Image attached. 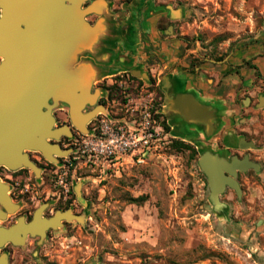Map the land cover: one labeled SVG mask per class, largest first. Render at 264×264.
I'll use <instances>...</instances> for the list:
<instances>
[{
    "label": "rangeland",
    "instance_id": "1",
    "mask_svg": "<svg viewBox=\"0 0 264 264\" xmlns=\"http://www.w3.org/2000/svg\"><path fill=\"white\" fill-rule=\"evenodd\" d=\"M108 4L111 11L104 15L90 10L100 15V31L92 44L76 52V70L88 65L96 71L92 89L100 90L98 96L109 91L118 101L122 90L110 83L128 74L133 81L123 86L138 83L157 94L140 63L148 39L141 40L137 20L147 5L143 32L151 40L167 36L163 51L172 54V73L163 74V65L158 83L169 79L174 94L189 93L208 106L214 129L206 135L203 126L179 120L170 144L146 164L102 179L78 172L72 188L84 205L77 216L80 221L68 220L74 230H56V238L38 242L43 250L33 252V258L42 264L45 259L53 264H264V0ZM115 5L120 9L112 11ZM161 16L171 23L157 33L150 23ZM164 99L159 101L162 107ZM207 151L228 159L248 156L259 166L237 173L241 193L226 187L218 197L219 211L199 166ZM55 169L54 164L47 167L45 177L25 168L0 169L9 191L17 188L16 193H22L15 199V219L24 217L21 208L28 198L37 203L43 180L48 186L55 184ZM12 216L3 224L8 225ZM4 252L8 255L7 249ZM20 252L27 250L21 247Z\"/></svg>",
    "mask_w": 264,
    "mask_h": 264
},
{
    "label": "water",
    "instance_id": "2",
    "mask_svg": "<svg viewBox=\"0 0 264 264\" xmlns=\"http://www.w3.org/2000/svg\"><path fill=\"white\" fill-rule=\"evenodd\" d=\"M9 4V0H0L2 14L0 28L4 22L11 18ZM64 15L62 13L63 18ZM99 31L98 26L88 27L78 22L74 50L79 53L84 47L92 44V39L96 38ZM5 41L1 43L4 46L9 44L7 40ZM58 50L61 51L59 63L56 65L58 74L56 77L53 75L54 58L46 55L45 83L44 86L38 87L32 84L28 85L26 80L27 75L34 71L33 59L12 58L8 55V50L0 49V56L3 58L0 65V166L6 167L8 170L15 171L25 168L37 176L39 168L29 158V151L40 153L54 165L60 164L57 157L69 154V149H61L54 142L61 135L71 137V134L66 131L68 129L66 125L53 127L54 119L51 114L53 108L63 107L66 109L70 122L82 133L87 132V127L84 125L83 130L74 123L73 112L83 111L85 114H90L97 108H102L105 112V108L97 104L98 91L100 90L92 89V83L96 77L95 69L88 65H81L77 67L74 74L70 72L68 66L70 39L68 36L63 37ZM132 75L136 76V72L133 71ZM11 78H14L12 82ZM20 78H23V81L19 84ZM160 88L165 93L161 112L172 128L171 133L174 130V123L178 125L179 120L203 126L206 135L212 133L214 127L208 106L200 103L189 93L174 94L173 85L169 79H162ZM41 107L45 108V112L41 111ZM87 107L94 108L87 110ZM173 113L178 116V121L172 119ZM95 116V114L89 116L87 122ZM199 166L206 175L210 200L216 211L222 208L218 197L226 187L240 195L241 190L236 180L237 173L247 171L249 168L254 170L259 168L258 164L252 162L248 156L242 158L233 156L228 159L208 151L201 154ZM74 188L76 189L77 185ZM17 210L18 204L12 200L9 194V185L0 180V264H8L7 254L2 251L8 243L13 246H22L27 235L34 236L36 232H42L48 225L55 228L53 224L43 223L38 219L40 209L34 212L33 219L28 223L25 222L24 217H18L15 223L5 226L3 223ZM35 220L39 222L36 229L32 226ZM74 220L80 221L78 217Z\"/></svg>",
    "mask_w": 264,
    "mask_h": 264
},
{
    "label": "flooded vegetation",
    "instance_id": "3",
    "mask_svg": "<svg viewBox=\"0 0 264 264\" xmlns=\"http://www.w3.org/2000/svg\"><path fill=\"white\" fill-rule=\"evenodd\" d=\"M17 2L15 10H11V18L4 22L0 28V38L7 40L8 55L12 58L19 57L21 59H33V73L27 75L28 85H36L38 87L44 86L45 83V57L46 55L54 58V70L53 75L56 77L58 74L56 65H58L59 55L61 51L58 47L63 40V37L70 39V62L69 70L73 74L76 72V50H74V39H76V27L78 22L88 27L96 26L100 15L95 12H90V10H96L103 15L108 11H111L108 0H12ZM118 4L121 3H132L134 0H115ZM147 1V0H144ZM157 3H166V0H153ZM120 9L118 5L113 7L112 11ZM147 5H144L140 9V16L137 20V24L140 28V38L142 41L148 39V42L144 41L143 45V57L145 59L141 60V64L145 65L149 77L152 81V89L157 92V96L162 102L164 99V94L161 92L160 84L158 83V73L163 69V65L167 69L164 70L163 74H171L173 69L172 54L164 53L163 44H168V37H162L160 35L154 36L153 40L150 36L145 35L143 32V16ZM64 13V18L62 16ZM0 10V18H1ZM171 20L167 16H161L155 22L150 23V26L155 28L157 33L164 32V28H168ZM151 46V51L146 49V44ZM73 44V46H72ZM166 50H168L166 46ZM3 58L0 56V65L2 64ZM34 65V66H33ZM14 78H11V82ZM23 78L19 79V84ZM109 91H106L105 95H100L97 97V104L102 105L105 109L110 107ZM51 103V102H49ZM94 107H87V110H91ZM41 111L45 112V108L41 107ZM101 111V110H100ZM51 114L54 119V128L66 125L68 127V132L71 137L61 135L57 143L61 149H65L66 145H70V139L76 137L79 133L78 130L70 122L68 113L63 107H55L52 109ZM98 113L96 112L95 115ZM173 119V118H172ZM166 120V119H165ZM90 120L83 123L87 127ZM167 122V120H166ZM168 129L171 130V126L168 125ZM29 158L36 164L40 170L42 176H47V167L53 166L48 162L40 153L35 151L28 152ZM60 160V157H57ZM1 170L8 171L6 167L0 166ZM28 172H31L28 169ZM13 188L9 191L12 200L16 203V200L21 193V190ZM29 192V191H28ZM38 192L40 195H38ZM36 194L39 197L36 204H31L29 201L32 198H28L25 201V206L21 209L24 214L25 222L28 223L33 219L34 212L37 209H41L40 218L49 220L53 218L56 213L69 212L74 218H77L82 214L84 210V205L77 199V194L72 188V185L65 191L62 187L56 184H49L43 180V187ZM36 199V198H35ZM24 201V200H23ZM78 204H81V209L77 210ZM9 220V219H8ZM8 220L6 222H8ZM11 222L5 226H9L16 222L15 216L11 217ZM56 229L48 227L44 230L43 235L30 236L27 235L22 246H13L8 243L4 249L8 250V264H42L33 258V252L43 250L41 246H37L40 241L53 240L56 238L54 232L56 230H65L71 232L74 230L71 222L65 219H60L56 222ZM44 246V245H43ZM21 247H25L27 253L23 254L20 252ZM40 258L45 257V255H39ZM43 264H53V261L45 259Z\"/></svg>",
    "mask_w": 264,
    "mask_h": 264
},
{
    "label": "built area",
    "instance_id": "4",
    "mask_svg": "<svg viewBox=\"0 0 264 264\" xmlns=\"http://www.w3.org/2000/svg\"><path fill=\"white\" fill-rule=\"evenodd\" d=\"M115 78L118 81L110 86L121 89L122 98L112 100L109 109L92 118L87 132L78 131L65 146L69 154L60 157V164L55 165V184L65 191L75 178L79 179L78 172L99 179L120 176L125 168L146 164L171 142L157 94L138 83L123 86L133 81L128 74Z\"/></svg>",
    "mask_w": 264,
    "mask_h": 264
},
{
    "label": "bare ground",
    "instance_id": "5",
    "mask_svg": "<svg viewBox=\"0 0 264 264\" xmlns=\"http://www.w3.org/2000/svg\"><path fill=\"white\" fill-rule=\"evenodd\" d=\"M10 1V4H9V7H10V9L11 10H15L16 9V6L18 5V1L17 2H15V1H12V0H9ZM3 42H6L4 39H2V38H0V49H2V50H7V47H8V44L6 45V46H4L3 44H1V43H3ZM4 48V49H3ZM100 110H103L102 108H97L94 112H92V113H90V114H85L83 111H76L75 113L73 112L72 113V116H73V120H74V123L78 126V127H81L83 130H84V127H83V123L85 122V121H87L88 119V117L89 116H92V115H94L96 112H98V111H100ZM66 129V128H65ZM66 131H68V129H66ZM61 154V153H60ZM64 153H62L61 155H63ZM40 173V170L38 171V173L37 174H39ZM1 180V179H0ZM40 211V214H41V209L39 210ZM40 214H39V218L38 219H40V221H41V218H40ZM12 216V215H11ZM10 217V216H9ZM66 218H68V219H66ZM37 219V218H36ZM60 219H65V220H74V219H77V218H74L71 214H69V212H65V213H60V212H58V213H56V215L53 217V218H51V219H49V220H45V219H42V221L41 222H43V223H47V224H53L54 226H55V228L54 229H56L57 227V225H56V222L57 221H59ZM39 222H36V220L34 221V223H33V227H34V229H36V227L39 225L38 224ZM48 227H50V225H48L45 229H43V231L42 232H36V230H35V235L34 236H36V234L37 235H43V232H44V230H46ZM30 236H32V235H30ZM25 240V239H24Z\"/></svg>",
    "mask_w": 264,
    "mask_h": 264
},
{
    "label": "trees",
    "instance_id": "6",
    "mask_svg": "<svg viewBox=\"0 0 264 264\" xmlns=\"http://www.w3.org/2000/svg\"><path fill=\"white\" fill-rule=\"evenodd\" d=\"M166 128L168 129V126L167 125H166ZM176 144L179 145L180 147L191 148L190 145H186V144H184L182 142H179V141H177Z\"/></svg>",
    "mask_w": 264,
    "mask_h": 264
}]
</instances>
